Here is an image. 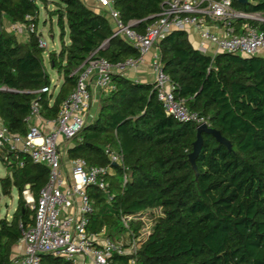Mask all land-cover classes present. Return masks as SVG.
Wrapping results in <instances>:
<instances>
[{"label": "trees", "instance_id": "obj_1", "mask_svg": "<svg viewBox=\"0 0 264 264\" xmlns=\"http://www.w3.org/2000/svg\"><path fill=\"white\" fill-rule=\"evenodd\" d=\"M162 0H113L123 25L141 34L160 10ZM55 18L59 49L40 46L39 6ZM49 5L53 8L49 9ZM235 9L264 18V0H232ZM27 16L29 18H27ZM152 20H150V18ZM32 26L22 42L5 28L4 20ZM264 30V21H250ZM66 39L68 41H66ZM162 71L173 94L188 111L207 119L230 141V149L202 132L195 158L188 160L196 124L164 113L152 83H139L122 73L111 74L113 88L101 92L96 114L72 139L69 160L105 166V147H114L125 169L115 167L109 178L112 197L95 185L86 187L93 203L89 233L117 239L127 220L137 248L114 255L117 264H264V55L243 57L217 53L210 57L193 48L184 31L174 30L157 44ZM93 53L111 64L139 58V51L119 35L103 13L81 0H0V119L11 134L24 136L31 105L52 120L73 90L86 58ZM46 62L61 80L56 93ZM6 168L0 192H17L10 219L0 218V264H11V247L22 228L31 225L34 201L49 180V169L23 152L0 148ZM22 162L20 166L18 163ZM127 175L121 188L119 183ZM146 220L150 229L144 234ZM40 264H73L60 256L41 255Z\"/></svg>", "mask_w": 264, "mask_h": 264}, {"label": "built area", "instance_id": "obj_2", "mask_svg": "<svg viewBox=\"0 0 264 264\" xmlns=\"http://www.w3.org/2000/svg\"><path fill=\"white\" fill-rule=\"evenodd\" d=\"M97 1L112 22L113 35L124 38L141 56L111 64L107 59L91 53L55 119L40 117L37 104L31 105L27 117L28 129L24 136L9 133L0 119V148L23 152L32 163L43 164L49 169V180L40 189L37 200H27V203L33 202L29 206L35 211L34 220L31 225L22 228L19 241L24 249L11 264H40L43 254L60 256L73 264H76L78 258L88 264H117L113 261L114 255L129 254L137 248L125 218L122 219L125 230L117 239L103 235V231H87L93 203L86 187L97 186L109 200L113 195L109 191V178L115 174L116 166L125 169L114 147H105L109 160L107 165L88 166L83 159H71L69 176L64 179L60 176L63 167L60 143L69 141L72 144V139L88 122L93 87L108 92L113 88L111 74L136 67L147 50L154 47L156 52L151 62L154 73L152 84L164 113L177 121H192L196 126L202 123L209 125L207 119L188 111L184 101L174 97V86L162 71L158 60V42L174 30H191L198 35L197 49L210 57L217 53L243 57L264 55V30L250 24V21L263 22L264 18H257L258 13L235 9L232 0H162L159 12L141 34L130 25L121 23L113 7V0ZM8 30L14 34L20 33V30L28 33L32 26L10 22ZM40 46L46 48L43 38L40 39ZM50 90L51 86L41 89L42 92ZM18 164L21 166L23 163ZM126 182L127 175L123 174L120 187L123 188ZM127 264H135V261L129 259Z\"/></svg>", "mask_w": 264, "mask_h": 264}, {"label": "crops", "instance_id": "obj_3", "mask_svg": "<svg viewBox=\"0 0 264 264\" xmlns=\"http://www.w3.org/2000/svg\"><path fill=\"white\" fill-rule=\"evenodd\" d=\"M81 1L88 8L94 10L95 12L103 13L106 16V18H108V20L111 22V20L108 17V15L104 12L105 9L99 4V2L97 0H81ZM45 19H49V17L46 14H45ZM45 19H44V21H45ZM50 20L52 21V18ZM44 21H43V23H44ZM238 25H239V22H237V24H236L237 28H238ZM38 30L41 32L40 29H38ZM184 32L186 33L187 39H188L189 43L191 44V46L193 48L197 49V46L199 45L198 35L195 32H192L191 30L184 31ZM15 35L18 38V40H20L22 42L26 41L27 40V36H28L27 32L25 30H20V33H17ZM51 37H53L52 34H51ZM66 41H68V40L66 39ZM58 49H59V47H58ZM58 49L52 48L51 50H58ZM155 52H156V48H154V47L150 48L143 55L142 61L136 67L131 68V69L130 68L126 69V70L122 71L121 73L125 77H127L130 80H133L135 82L152 83V81L154 79V73H153L152 68H151L150 58H151V62H152V58H153ZM58 80H59V83L56 86H59L60 83H61V80L60 79H58ZM100 94H101V91H99L95 87L92 88V103H91V108H90V112L91 113H90L89 120H91V117H94V115L96 114V110H97V107H98V99L100 97ZM70 146H72V144ZM67 148L65 149L66 158H64V157L62 158L63 167H62V172H61L60 176L63 179L66 178L67 176H69L68 174L70 172V161H69V159L67 158V155H66ZM65 185H66V183H65ZM5 217L7 219H10L11 215L6 214ZM23 249H24L23 244L18 240L11 247V250H10V259H11V261H13L19 255H21L22 252H23Z\"/></svg>", "mask_w": 264, "mask_h": 264}, {"label": "rangeland", "instance_id": "obj_4", "mask_svg": "<svg viewBox=\"0 0 264 264\" xmlns=\"http://www.w3.org/2000/svg\"><path fill=\"white\" fill-rule=\"evenodd\" d=\"M51 8H53L52 5H49V9H51ZM45 14H46V10L44 9V7L42 5H40L39 6V14H38V29H40L42 32V37L45 40V43L47 46L46 50L49 51L52 48L58 49V47H59V30H58V27L56 25V20H55V18H52V21L50 19H45ZM256 17L261 19L262 16L260 14H256ZM44 19H45V21H44ZM43 21H44V23H43ZM3 23H4L3 25L8 29L10 22L7 19H5ZM51 34L53 35V37H51ZM46 61L47 60L45 57V63L47 66L49 76L51 78V85L50 86H51V89L54 91V93H56V91L58 90V88H57L58 86H56V85L59 83V80H58L59 76L55 70H53L52 68H50L48 66ZM150 63H151V58H150ZM89 113H91V112H89ZM70 145H71V143L69 141H63L60 143V154L62 155V157L66 158L65 149ZM6 172L7 171H6L5 166L0 162V178L5 176ZM23 195H24L26 202H27V200L32 198V195L30 194L29 191L24 192ZM32 200H33V198H32ZM16 202H17V192H16L15 188H13L11 190V194H9V195H3L0 192V218L5 217L6 214L11 215L13 213L15 207H16ZM28 204L32 206L33 202L31 201ZM149 229H150V224L146 220V227L143 230L144 234ZM102 234L105 235L104 232ZM76 264H88V263L87 262L83 263L82 258H78Z\"/></svg>", "mask_w": 264, "mask_h": 264}, {"label": "water", "instance_id": "obj_5", "mask_svg": "<svg viewBox=\"0 0 264 264\" xmlns=\"http://www.w3.org/2000/svg\"><path fill=\"white\" fill-rule=\"evenodd\" d=\"M240 3L244 4L247 0H238ZM153 17L150 18L152 20ZM202 132H206L211 134L215 140L227 148L230 149L231 144L230 141L227 140L225 137H223L219 131L211 128L209 125L206 123H202L196 126V139L192 143V151L188 154V160L192 165L193 170L196 172V167H195V158L198 155L201 146H202Z\"/></svg>", "mask_w": 264, "mask_h": 264}]
</instances>
